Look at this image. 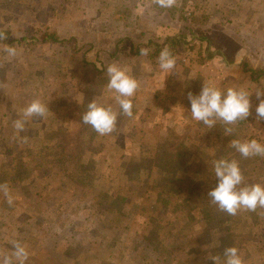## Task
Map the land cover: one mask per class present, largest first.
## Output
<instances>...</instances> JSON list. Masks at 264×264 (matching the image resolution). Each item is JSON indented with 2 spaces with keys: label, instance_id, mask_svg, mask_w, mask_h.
Here are the masks:
<instances>
[{
  "label": "rangeland",
  "instance_id": "1",
  "mask_svg": "<svg viewBox=\"0 0 264 264\" xmlns=\"http://www.w3.org/2000/svg\"><path fill=\"white\" fill-rule=\"evenodd\" d=\"M0 32V148L16 145L25 164L11 181L10 152L0 149V186L13 199L0 190V252L16 240L29 251L26 264H214L210 257L235 246L244 264H264V209L229 216L206 195L222 157L239 162L247 183L264 185V157L244 159L229 146L264 144L255 92L251 116L211 129L192 119L187 98L204 82L264 85V0H177L171 9L152 0H0ZM175 36L186 44L154 92L163 75L153 44ZM112 63L140 88L133 117L119 115L116 132L100 136L81 115L93 99L119 112L106 86ZM34 99L49 112L17 132L13 122ZM70 163L74 178L87 177H66ZM104 194L109 204L99 206Z\"/></svg>",
  "mask_w": 264,
  "mask_h": 264
},
{
  "label": "clouds",
  "instance_id": "2",
  "mask_svg": "<svg viewBox=\"0 0 264 264\" xmlns=\"http://www.w3.org/2000/svg\"><path fill=\"white\" fill-rule=\"evenodd\" d=\"M152 2L162 9H171L177 4V0H152ZM5 39H7L6 34L0 32V40ZM3 51L9 57L17 55V49L12 46L5 45ZM139 52L140 55L147 56L149 49L141 48ZM157 63L163 79L154 92L164 88L165 77L175 72L177 65L176 58L168 47L160 51ZM106 76L107 89L114 94L119 112L113 110L111 105L105 106L93 99L81 115V123L90 126L100 136L116 132L119 115L133 117L131 98L140 88L139 81L116 63L106 67ZM253 91L259 101L255 107L256 122H264V85L257 86L252 91L233 87L222 90L204 82L198 95H193L191 92L187 95L191 117L208 129L213 128L218 121L228 126L245 121L252 115L250 96ZM48 112L47 104L34 99L23 109L22 118L13 122L14 128L17 132H23L25 123L29 119L43 118ZM232 131V127L224 128L226 135L231 134ZM229 146L244 159L254 156L264 157V144L255 139L247 141L232 139ZM212 164L216 184L206 194L211 205L229 216H236L240 211L255 213L258 209H264V185L247 183L237 160L222 157L214 160ZM0 190L7 197V203L12 205L13 199L8 189L0 186ZM28 259L29 251L26 246L16 240L11 241L10 252H0V264H26ZM210 259L214 264H244L240 251L235 246L225 247L221 255L212 256Z\"/></svg>",
  "mask_w": 264,
  "mask_h": 264
},
{
  "label": "trees",
  "instance_id": "3",
  "mask_svg": "<svg viewBox=\"0 0 264 264\" xmlns=\"http://www.w3.org/2000/svg\"><path fill=\"white\" fill-rule=\"evenodd\" d=\"M42 39H44V40H46V39L57 40L53 35H49V34H44ZM184 40L185 39L183 38V36H175V37H169L168 39H166V41L162 42L160 45L155 44V43L153 45H154L155 50L157 52H160L164 47H168L171 50L172 54H174L175 50H178L179 48H181L182 46H184L186 44ZM34 41H36V39H34L33 42ZM15 146L16 145H13V146L10 145L9 146V144H5V145H2V148H0L1 150H4L3 152H6L7 150L10 152L9 160H11L10 163L12 165L9 168L10 169L9 173L10 174H14V177H11V181H13L15 179L21 180L24 177V175H19V169L23 165H25L23 160H22L23 159V154L19 150L18 151H14ZM63 152L66 155L70 154V152L67 151V150L63 151ZM66 155H63V157H65ZM13 156H14V158H13ZM37 163L38 162H34L32 164H33V166H35V165H38ZM64 165H66L68 167V170H70V171H68L67 176L66 175H64V176L69 177L70 179H72L74 183L81 182L80 178L85 179L87 177V176L84 177L85 172L82 171L81 172V176L82 177L80 176L78 178H74L73 174L71 172H73V168L75 167V165L70 163V164H63L62 166H64ZM35 167H37V166H35ZM100 196H101V198H100V201L98 203L99 206L102 205V204H109L108 203L109 201L106 202V197H107L106 194L100 195ZM95 198H96V196L93 197V199H95Z\"/></svg>",
  "mask_w": 264,
  "mask_h": 264
},
{
  "label": "water",
  "instance_id": "4",
  "mask_svg": "<svg viewBox=\"0 0 264 264\" xmlns=\"http://www.w3.org/2000/svg\"><path fill=\"white\" fill-rule=\"evenodd\" d=\"M245 53V49H241L238 53V56L236 57L235 61L231 64L232 66V73L235 74L236 71L238 70L240 63L242 61L243 55ZM224 59L226 60V58L224 57Z\"/></svg>",
  "mask_w": 264,
  "mask_h": 264
},
{
  "label": "crops",
  "instance_id": "5",
  "mask_svg": "<svg viewBox=\"0 0 264 264\" xmlns=\"http://www.w3.org/2000/svg\"><path fill=\"white\" fill-rule=\"evenodd\" d=\"M224 57H225V55H224ZM226 58V57H225Z\"/></svg>",
  "mask_w": 264,
  "mask_h": 264
}]
</instances>
